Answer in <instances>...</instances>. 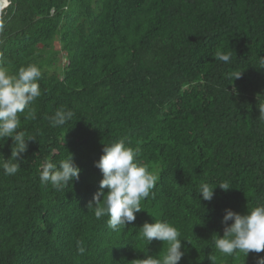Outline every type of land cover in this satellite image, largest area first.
Masks as SVG:
<instances>
[{"label":"trees","instance_id":"1","mask_svg":"<svg viewBox=\"0 0 264 264\" xmlns=\"http://www.w3.org/2000/svg\"><path fill=\"white\" fill-rule=\"evenodd\" d=\"M9 1L0 56L12 74L37 65L42 94L35 120L20 114L19 130L35 137L20 170L6 176L0 167V264L162 259L167 244L140 236L154 220L190 241L182 240L180 264H211L209 256L215 264H260L264 252L223 255L212 237L223 235L225 209L245 214L264 204V0ZM216 51L230 52L231 62L214 60ZM241 71L231 84L228 74ZM61 108L75 115L52 127L49 117ZM119 139L157 182L136 220L113 231L88 204L102 177L94 162L104 143ZM11 145L0 140L5 159ZM70 153L79 180L61 191L42 184L44 161L58 164ZM202 183L217 186L211 202L200 199Z\"/></svg>","mask_w":264,"mask_h":264},{"label":"clouds","instance_id":"2","mask_svg":"<svg viewBox=\"0 0 264 264\" xmlns=\"http://www.w3.org/2000/svg\"><path fill=\"white\" fill-rule=\"evenodd\" d=\"M230 57V52L223 51H216L213 55L214 60L226 64L231 62ZM65 60L66 58L63 59V64ZM261 64H264V60H261ZM241 74L242 71L228 74V79L232 80L231 84L235 79H239ZM41 78V69L35 64L21 67L15 74L10 73L5 59L0 56V140L10 138L12 141L10 158L5 159L0 154V167L6 176L15 175L20 170V160L28 150V142L35 141L34 136L19 130L20 114H23L25 120L36 119L33 104L42 94L39 85ZM233 92L236 93L235 85ZM260 112L264 114V108L260 109ZM74 115L70 109H58L49 117L50 125L63 126L71 121ZM102 153L99 160L94 162L102 177L88 208L93 210L98 220L107 216V226L113 231H119L134 222L136 214L144 210L141 202L152 193L157 177L139 161L138 151L127 146L124 139L110 144L104 143ZM81 171L70 153L58 164L45 160L41 165L39 179L42 184L50 183L55 190L61 191L70 187L72 182L78 181ZM217 186L224 191L231 188L228 182H221ZM217 186L202 183L198 189L200 199L211 202ZM222 224L223 235L215 234L212 237L219 253L227 256L244 253L248 256L249 253L264 252V204L248 209L245 214L230 208L225 209ZM140 230V236L147 245L155 240L162 242V245L166 243L167 249L162 259L147 255L145 259H139L138 264H180L187 253L182 240H188L180 238L181 233L174 225L168 221L154 220L153 223L145 222ZM77 251L84 255L86 249L78 243ZM209 260L211 264H215V257L209 256ZM260 264H264V258Z\"/></svg>","mask_w":264,"mask_h":264},{"label":"water","instance_id":"3","mask_svg":"<svg viewBox=\"0 0 264 264\" xmlns=\"http://www.w3.org/2000/svg\"><path fill=\"white\" fill-rule=\"evenodd\" d=\"M9 0H0V17L2 15L3 10L9 4Z\"/></svg>","mask_w":264,"mask_h":264},{"label":"rangeland","instance_id":"4","mask_svg":"<svg viewBox=\"0 0 264 264\" xmlns=\"http://www.w3.org/2000/svg\"><path fill=\"white\" fill-rule=\"evenodd\" d=\"M55 46L58 47V44L55 43ZM63 55H64V52H60V54H59V58H60V64H61V65L63 64V59H62Z\"/></svg>","mask_w":264,"mask_h":264}]
</instances>
